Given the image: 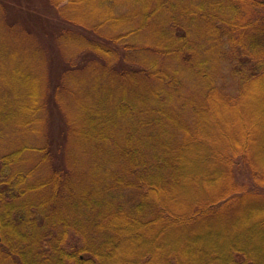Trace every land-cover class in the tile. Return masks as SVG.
<instances>
[{
	"label": "trees",
	"instance_id": "1",
	"mask_svg": "<svg viewBox=\"0 0 264 264\" xmlns=\"http://www.w3.org/2000/svg\"><path fill=\"white\" fill-rule=\"evenodd\" d=\"M250 103L264 0H0V264H153L170 228L264 204ZM203 145L226 191L193 204Z\"/></svg>",
	"mask_w": 264,
	"mask_h": 264
},
{
	"label": "rangeland",
	"instance_id": "2",
	"mask_svg": "<svg viewBox=\"0 0 264 264\" xmlns=\"http://www.w3.org/2000/svg\"><path fill=\"white\" fill-rule=\"evenodd\" d=\"M249 107L250 112L244 117L243 132L253 134L257 160L253 164L255 162L261 182L264 178V114H261L263 109L258 103H250ZM202 149L197 163L200 166L197 165L194 173L198 175V183L192 184V188L185 192L186 198L193 204L212 202L226 191L217 192L203 185L202 168L207 166L208 155L205 145ZM232 176L235 180L232 183L242 185V191L261 192L262 188L254 183V175L242 159L236 160ZM211 179L215 180L216 176L212 175ZM244 193H236V198L239 197L237 201L223 206L216 216L202 218L191 226L167 230L156 247L153 244L148 252L152 255L153 264H236L235 253L240 252L253 261L248 264H264V204L259 198L244 196ZM137 253L142 256L141 250ZM237 258L242 259V256ZM244 263L247 264V261Z\"/></svg>",
	"mask_w": 264,
	"mask_h": 264
}]
</instances>
